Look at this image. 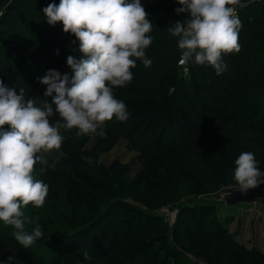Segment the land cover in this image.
Here are the masks:
<instances>
[{
    "label": "trees",
    "instance_id": "16d2710c",
    "mask_svg": "<svg viewBox=\"0 0 264 264\" xmlns=\"http://www.w3.org/2000/svg\"><path fill=\"white\" fill-rule=\"evenodd\" d=\"M240 1L235 6L242 23L240 51L222 57L226 71L217 75L212 67L194 63L193 57L187 63L188 76L183 77L176 66L178 38L170 37L167 28L186 19V15L175 13L180 7L175 0H141L153 24L150 33L153 42L146 49V56L152 64L145 68L137 60V66L131 69V83L113 90L114 96L123 102L137 101L155 106L167 102L186 106L188 111L200 116L201 126L200 133L193 134L188 130V135H197L199 141L212 150L205 157L188 160L180 167L159 168L163 174L171 175L169 184L159 187H152L144 180L134 182L126 167L112 169V182L119 196L132 200L144 198L151 212L109 202L115 191L111 186L103 194L88 190L82 193L81 206L76 207L72 215L26 206L22 209L23 219L29 216L47 223L52 221L57 230L43 234L31 247L24 249L14 239L15 229L0 222V237L13 244L8 252L0 251V264H199L190 258L197 252L193 241L207 237L211 240L219 233L217 207L208 203L182 205L176 210L170 226L157 211L189 195L194 189L216 193L235 186V160L242 152L253 153L264 173V0ZM49 3L58 5L59 0H11L6 12L0 15V39L10 37V26L20 25L21 21L15 19L18 11L25 28L30 31L26 39L33 35L41 43L52 40L51 44L48 43V50H43V45L34 39H28L21 47H32L36 57L48 55L58 60L67 57L70 45L79 54L76 51L78 41L73 43L76 38L71 34L66 40L61 23L50 26L46 22L42 10ZM61 46L65 49L55 55L53 51ZM3 50L0 47V81L6 87L16 88L12 85L15 69L19 79L24 73L23 68L38 72L31 57L24 58L21 64L19 56L11 52L3 55ZM39 75L42 78L45 74L40 72ZM169 87L171 92L167 96ZM147 112L158 119L160 117V128L167 136L169 130L166 126L170 128L176 122L175 116L154 106ZM71 132L76 134L75 129L68 131ZM173 135L176 136L174 132ZM88 141L85 135L76 136L73 142H63L58 149L60 156L75 159L87 156L98 162L116 140L115 136L101 133ZM33 175L39 179L37 165ZM260 202L264 208V197ZM80 209L81 215L76 219L73 213ZM82 239L103 241L106 250L98 252L88 248L82 245ZM213 244L222 251V254L212 253L213 264H223L230 247L222 238Z\"/></svg>",
    "mask_w": 264,
    "mask_h": 264
},
{
    "label": "clouds",
    "instance_id": "9594fccd",
    "mask_svg": "<svg viewBox=\"0 0 264 264\" xmlns=\"http://www.w3.org/2000/svg\"><path fill=\"white\" fill-rule=\"evenodd\" d=\"M175 2L180 5L175 13L186 15L167 28L178 38L179 64L194 57V63L221 75L227 68L222 57L240 51L242 23L235 7L240 0ZM42 12L50 26L61 23L63 32L76 38L80 55L67 57L71 76L52 69L39 78L46 86L44 97H52L42 107L25 99L24 88L17 94L0 81V222L15 229L14 239L24 249L43 236L40 226L26 231L22 218L23 208H40L48 194V185L34 178L35 166L46 164L45 156L61 147L62 130L75 129L81 137L113 118L126 121V105L113 90L131 83L137 60L145 68L152 64L146 49L153 42V24L141 0H59ZM54 114L59 119L53 124ZM262 176L253 153L242 152L235 160L233 179L242 194L264 183Z\"/></svg>",
    "mask_w": 264,
    "mask_h": 264
},
{
    "label": "rangeland",
    "instance_id": "374dc122",
    "mask_svg": "<svg viewBox=\"0 0 264 264\" xmlns=\"http://www.w3.org/2000/svg\"><path fill=\"white\" fill-rule=\"evenodd\" d=\"M10 1L0 0V15L6 12ZM15 19L21 21L20 25L10 26V37L0 39V47L4 49L3 55L6 52H11L13 55L19 56L21 64L24 63V58L31 57L36 63L38 72L42 74L54 69L61 74L64 72V74L67 73L71 76V70L66 64L67 57L69 55L79 56L73 51V45L68 47L70 49L66 46L70 53H67L66 58L60 60L57 57L50 58L48 55L45 58L39 55L36 57L32 47L29 46L26 49L21 47V44L28 39H34L38 44L43 45V50H48L47 47L52 40L41 43L33 35L26 39V35L27 33L30 34V31L25 28V22L22 21L18 11ZM68 37L70 35L66 34V40ZM63 49L65 47L61 46L58 53ZM53 52L58 55L57 51L54 50ZM23 71L21 79L16 74V69L12 74L14 80L12 85L16 86L17 94H19L20 88H24L25 99L37 100V106L42 107L45 99L51 103L52 97H44L43 95L46 86L38 82L41 78L39 73L29 72L25 68ZM169 92H171L170 87L166 89L167 96ZM124 103L128 113L126 121L120 122L113 118L97 128L94 133L87 134L88 142H91L96 135L101 133L115 136L114 146L101 157L100 161L96 162L87 156L78 159L63 157L60 156L61 153L58 150H53L45 156L46 164H37L39 168L38 180L48 185L47 197L39 209L49 208L58 214L70 215L76 207L81 206L85 191L103 194L107 190L106 188L111 186L115 191L109 202L115 201L145 212H151L149 204L144 198L132 200L119 196L112 182V169L126 167L134 182L144 180L152 187H159L168 185L171 176L169 173L163 174L159 168H168L170 165L180 167L188 160L193 161L205 157L212 150L210 146L201 143L197 135L196 137L188 135V130L193 134L200 133L201 126L200 116L188 111L186 106L173 105L167 102L157 106L137 101ZM152 106L164 108L166 113H172L175 116L176 122L170 125V128L166 126V130H169L167 136H164L165 130L160 128V117L158 119L148 114L147 109ZM49 119L54 124L59 117L54 114ZM173 132L176 134L175 137H173ZM62 135L64 136L63 142H73L76 138V134L73 132L68 133L62 130ZM163 172L165 173V171ZM225 189L223 188L216 193L194 189L189 195L182 196L179 200L157 211V214L161 215L167 225L170 226L174 214L180 206L197 203L212 204L217 207L219 233L211 240L208 237L204 239L195 238L193 245L197 252L190 258L199 264H213L212 253L222 254L220 249L213 247V243L222 238L230 247L227 259L223 264H264V208L262 203L260 200H255L250 203L240 202L226 206L223 202ZM73 215L78 219L81 215V209L74 212ZM36 226L41 227L43 234H52L57 230L52 226V221L47 223L29 216L25 218L26 231L31 232ZM82 245L98 252L105 249L103 241L99 242L94 239H82ZM12 248L13 244L10 240L0 237V251L8 252Z\"/></svg>",
    "mask_w": 264,
    "mask_h": 264
},
{
    "label": "water",
    "instance_id": "95a60500",
    "mask_svg": "<svg viewBox=\"0 0 264 264\" xmlns=\"http://www.w3.org/2000/svg\"><path fill=\"white\" fill-rule=\"evenodd\" d=\"M264 197V183L255 189L248 190L246 194L239 192L235 186L227 187L223 196L226 206H231L240 202L250 203Z\"/></svg>",
    "mask_w": 264,
    "mask_h": 264
},
{
    "label": "built area",
    "instance_id": "2783aa9c",
    "mask_svg": "<svg viewBox=\"0 0 264 264\" xmlns=\"http://www.w3.org/2000/svg\"><path fill=\"white\" fill-rule=\"evenodd\" d=\"M249 1H252V0H249ZM180 54H181V52L178 49V57H177V60H176V66L179 68V71H180L181 75L183 77H187L188 76V64H185V65L179 64Z\"/></svg>",
    "mask_w": 264,
    "mask_h": 264
}]
</instances>
